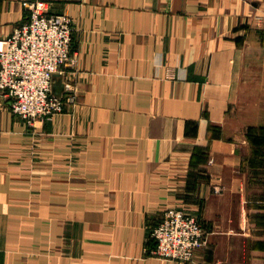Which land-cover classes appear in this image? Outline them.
<instances>
[{
    "label": "crops",
    "instance_id": "crops-1",
    "mask_svg": "<svg viewBox=\"0 0 264 264\" xmlns=\"http://www.w3.org/2000/svg\"><path fill=\"white\" fill-rule=\"evenodd\" d=\"M46 1L76 102L31 126L0 98V264H264V0ZM169 208L206 230L195 263L150 254Z\"/></svg>",
    "mask_w": 264,
    "mask_h": 264
},
{
    "label": "built area",
    "instance_id": "built-area-1",
    "mask_svg": "<svg viewBox=\"0 0 264 264\" xmlns=\"http://www.w3.org/2000/svg\"><path fill=\"white\" fill-rule=\"evenodd\" d=\"M26 21L7 39L0 41V98L28 125L65 112L76 102L74 87L65 95L53 92L55 75L78 62L73 45L72 17L49 13L46 0H25ZM206 230L196 216L169 208L152 228L154 247L150 254L158 259L195 263L196 252L204 245Z\"/></svg>",
    "mask_w": 264,
    "mask_h": 264
},
{
    "label": "trees",
    "instance_id": "trees-1",
    "mask_svg": "<svg viewBox=\"0 0 264 264\" xmlns=\"http://www.w3.org/2000/svg\"><path fill=\"white\" fill-rule=\"evenodd\" d=\"M251 131V128L249 129V132ZM255 144H260L261 142L260 141H258V140H255ZM262 143L264 144V137H263V141H262Z\"/></svg>",
    "mask_w": 264,
    "mask_h": 264
},
{
    "label": "rangeland",
    "instance_id": "rangeland-1",
    "mask_svg": "<svg viewBox=\"0 0 264 264\" xmlns=\"http://www.w3.org/2000/svg\"><path fill=\"white\" fill-rule=\"evenodd\" d=\"M55 15H60V14H55ZM252 131H250V133H251Z\"/></svg>",
    "mask_w": 264,
    "mask_h": 264
}]
</instances>
